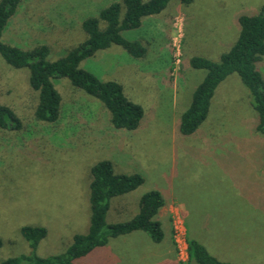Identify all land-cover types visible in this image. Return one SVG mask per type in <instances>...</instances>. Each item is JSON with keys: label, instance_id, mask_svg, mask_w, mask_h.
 Listing matches in <instances>:
<instances>
[{"label": "rangeland", "instance_id": "1", "mask_svg": "<svg viewBox=\"0 0 264 264\" xmlns=\"http://www.w3.org/2000/svg\"><path fill=\"white\" fill-rule=\"evenodd\" d=\"M113 1L121 0H25L10 19L2 39L25 49L48 44L51 57H59L88 37L82 21L87 17H98L100 10ZM263 2L194 0L186 5L180 0H170L156 19L122 32L128 39L149 41L148 45L156 49L155 53L149 52L145 58L136 59L122 46L113 44L80 63L81 67L103 80L121 82L131 99L142 103L149 118V127L143 135L151 143L145 148L136 129L114 128L110 112L102 101L75 87L67 77L55 79L62 95L60 121H35L38 93L29 84V70L13 67L0 54V103L13 108L24 125L19 131L0 129V237L3 241L0 257L3 259L31 251L29 241L21 234V228L26 225L47 229L46 236L35 249L41 256L61 253L71 245L75 234L87 233L91 216V167L96 162L110 159L119 165V170L115 169L117 173L134 169L147 177L146 173L152 167L148 161L153 164L151 160L161 156V166L167 170L171 151L163 149L160 155L155 149L156 139L165 144L176 117L178 120L180 107L172 108L170 89L158 93L156 89L162 82L154 84L150 79H157L154 74L157 73L163 80L168 63L170 69H174L176 59L180 58L178 71L171 69L170 75L177 78L185 73L180 91L186 94L205 74L204 69L190 65V57L196 54L211 59L219 57L238 37V16L258 13ZM124 11L123 5L122 15ZM105 24L100 21L101 28ZM135 62L140 63L139 69L132 65ZM258 67L264 75V56ZM233 76H237L233 77L236 79L230 80L236 86L225 82L217 94L234 92L245 96L243 102H237L243 105L237 110L246 109L249 90L237 73ZM143 157L147 163L140 168ZM153 173L151 170L150 174ZM139 192H131V198H136ZM127 200L118 195L112 203ZM127 212L111 213L107 222L125 221ZM180 218L186 230L184 220ZM185 236L188 238L187 230ZM114 246L120 250L123 248L122 243H114ZM98 252L88 253L78 258L76 263L125 264L118 252H112L108 257L106 252ZM177 258L178 262L167 256L158 264H199L186 254L183 258L177 254Z\"/></svg>", "mask_w": 264, "mask_h": 264}, {"label": "trees", "instance_id": "2", "mask_svg": "<svg viewBox=\"0 0 264 264\" xmlns=\"http://www.w3.org/2000/svg\"><path fill=\"white\" fill-rule=\"evenodd\" d=\"M24 1L0 0V54L13 67L29 70V84L38 93L34 109L35 121H60L62 95L56 87L55 79L67 77L75 87L102 101L110 112L114 128L136 129L145 116L142 104L126 95L121 82L114 79L103 80L81 67L80 63L113 44L122 46L136 59L144 57L147 52L145 44L140 39L126 38L122 32L139 28L144 18L163 11L170 0L113 1L100 10L98 17H87L82 21V27L88 34L84 41L68 49L64 55L54 58L51 57L48 44L25 49L2 39L10 19L17 14ZM180 1L187 5L194 0ZM123 5L125 11L122 15ZM100 21L106 23L105 27L101 28ZM238 22L240 31L237 39L218 60L199 54L189 59L190 65L195 69H204L205 75L194 89L189 106L180 116L178 129L183 135L194 133L203 123L216 88L232 73H237L248 88L251 104L258 113L256 129L264 134V75L258 67L264 56V2L258 13L241 14ZM177 71L178 69L175 72ZM23 126L13 108L0 103V129L19 131ZM91 176V216L87 233L75 234L73 242L65 251L41 256L35 249L46 236L47 229L44 226H23L21 234L29 241L31 251L3 259L0 257V264H77L78 258L105 245L111 237L138 229L145 231L155 242L163 239L161 223L154 218L164 204L159 190L143 193L139 201V212L129 220L107 222L111 199L141 186L146 179L143 174L116 173L113 161L102 159L92 165ZM187 242L190 259L199 264H236L218 259L199 240L188 239ZM2 245L0 237V248Z\"/></svg>", "mask_w": 264, "mask_h": 264}, {"label": "crops", "instance_id": "3", "mask_svg": "<svg viewBox=\"0 0 264 264\" xmlns=\"http://www.w3.org/2000/svg\"><path fill=\"white\" fill-rule=\"evenodd\" d=\"M161 13L162 11L144 18L143 24L156 19ZM171 15L167 14L170 17ZM148 42L147 40L144 42L147 52L142 58L149 52H156V49L149 47ZM227 42L231 44L228 40ZM167 48L169 54L168 45ZM220 56L213 59L218 60ZM132 65L138 69L140 67L139 62ZM169 70L168 63L164 69L163 80L157 73H154L157 79L155 77L150 79L154 84L162 82L161 87L156 89L158 93L171 90L172 108L180 107L178 120L176 117V123L171 128V134L167 136L165 144L156 139L155 149L159 150L160 155L163 149L169 148L171 151L170 159H167L169 168L163 169L160 163L161 156L151 160L153 164L148 161L152 167L146 173L147 177L140 171L145 175V182L135 190L122 194L128 199L123 203H112L117 196L113 197L107 213L108 217L111 213L128 211L125 221L129 220L139 212L142 194L150 190H159L163 195L164 204L154 218L161 223L164 237L160 242H155L145 231L138 229L111 238L105 245L96 247L91 253L104 251L108 257L112 252H118V255L124 258L125 264H158L167 256L178 262L172 221L179 215L184 220L187 239L201 241L218 259L236 264H263L264 134L256 129L258 113L249 96H246V109L237 110L238 107H243L237 102H243L245 96L234 92L217 94L220 85L225 82L236 86L233 80H230L237 77L232 73L216 88L209 113L203 123L194 133L183 135L178 129L180 116L189 106L193 91L201 81L185 94L184 91H180L185 73L173 78ZM108 78L110 77H105ZM146 80L148 79L144 81ZM125 93L131 99L129 93L126 91ZM147 117L148 114L145 113L141 124L136 128L144 148L151 145L143 135L149 127ZM146 163L143 157L139 163L140 168H144ZM113 166L115 171L119 165L113 163ZM151 170L155 174L151 175ZM121 173L138 172L130 169ZM137 190L140 192L132 199L130 193ZM114 222L120 221H112ZM118 237H123L124 240H113ZM138 238L141 240H137ZM114 243H122V250L116 249Z\"/></svg>", "mask_w": 264, "mask_h": 264}, {"label": "built area", "instance_id": "4", "mask_svg": "<svg viewBox=\"0 0 264 264\" xmlns=\"http://www.w3.org/2000/svg\"><path fill=\"white\" fill-rule=\"evenodd\" d=\"M179 64H180V58H177L176 63H175L176 66L173 69L174 71H176L179 68ZM172 226H173L172 234H173V239L175 241L174 243H175L177 254L179 255L180 258H183L185 254L188 257L189 256L188 250H187L188 242L185 236L186 230L183 225V221L179 215H176L173 218Z\"/></svg>", "mask_w": 264, "mask_h": 264}]
</instances>
